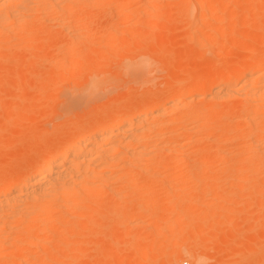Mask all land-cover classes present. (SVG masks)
I'll return each mask as SVG.
<instances>
[{"label":"rangeland","instance_id":"1","mask_svg":"<svg viewBox=\"0 0 264 264\" xmlns=\"http://www.w3.org/2000/svg\"><path fill=\"white\" fill-rule=\"evenodd\" d=\"M138 1L139 5L145 2V0H143V2L141 0ZM152 1L161 5L159 8L160 11L142 12L143 21L135 25L131 23L124 24L122 21L118 20L119 17H117V12L115 9H112V7H105V5L88 7L86 11L87 17L82 20L85 21L83 23H85L88 29H86L88 37L92 36L94 33H98L99 43L91 45V43L88 42V47H86L89 59L88 73H86V71L79 72L81 69L66 73V79L62 83V87L70 86L73 89L74 86L81 84L86 76H88V78L90 76L93 78L113 77L116 84H114L111 91L100 95L93 101H89L88 105L84 104L85 106L72 107L67 109L65 114L60 110V106L62 105L63 107L64 100L61 92H59L60 90L46 89L47 87L50 88V85L53 84L57 78L56 74H51L49 72L51 66L50 59L52 57L49 52L54 49L56 42H58V44L61 42V39L64 37L63 34H61L59 30L53 29L52 26L50 27L43 23L38 26L42 28V25H44V29H46L41 33L40 38H44L43 41H49L48 43L46 42L47 44L45 45L47 50L40 51L38 49L41 44L40 42H33L29 51L23 50V42H20L16 48L13 47L9 50L10 55L8 58L5 56L3 58V50L0 49V178H2V176H7V179L2 178L4 181L0 179V184H2V182H10L15 173L16 175L14 177L20 176L25 165H27L29 161H36L42 157L43 153H49L48 150L53 151L64 145L66 134H62V136L59 133V137H57L56 133L58 132L56 130L64 132L71 128L76 129L77 127L79 130H82L81 126L83 130L85 128L90 130L95 129L97 128L95 125L98 126L97 123L94 125L95 118L105 119L118 113H129L132 108L137 105V100H140L141 97H145L147 92H168V90L175 85V74H177V77L179 73L183 74V79L178 85L180 89H185V87H188L190 84L189 79L191 76L188 75L190 71L192 77H198L200 73L204 71L207 72L208 66L212 67V69L209 67V69H211L210 71L220 72V70H218L219 68L216 67V69H214L215 67L213 64L227 65L235 62L238 58L243 59L242 57L245 58L247 56L246 53L250 46L256 48L257 51H260V49L263 51L264 49V0H254V2L251 0L253 5H249L248 3L244 4L243 2L246 0H238V3H236L237 1L235 0L236 2L233 1L234 3H232V5H230L231 3L229 4L230 7L227 5L229 8L223 7V10L222 8H220V10L217 8V11L215 10L214 12L218 14H214V20L212 17V20L209 17L211 10H206L205 8L204 17L207 18L208 21L210 20L208 22L209 25L210 22L213 21L210 25L212 31L207 28L209 27L208 25L205 27L207 28L206 30H204V26L200 29L203 33L207 31L204 33L205 35H214V39L211 38L212 35L211 37L209 36L213 39L209 41L211 43L210 48L208 45L209 43H206L204 47H200L188 41H186V44L184 41L185 39H183L184 35L187 33L188 19H195V15H198L197 12H200L199 9H195L197 7L194 4L188 3L187 0ZM202 2H207V0H203ZM234 4L236 6H234ZM129 5L124 8L125 13H127L128 10L131 11L134 6L133 4ZM244 5L245 8H243ZM247 5L249 7H255L254 11L253 8L249 9ZM257 7L262 8L259 9V13H257ZM242 8L245 9L246 12H244ZM246 8H248V10ZM157 13L159 14L157 15ZM151 15H156L158 17L161 15V17L158 18L159 21L156 23V26L154 25L153 28H148L146 23L148 22L147 20L152 17ZM218 16H220L221 19L222 17L225 19L221 21L222 24L220 27ZM244 20L245 22H243ZM223 21H226L227 25L222 26L224 24ZM229 22H233V25H230ZM111 23H115V28H122V30L117 31L115 34L117 40L115 46H110L108 43L112 34V28L110 27ZM228 25L234 27L227 28ZM126 28L127 31H125ZM229 28L235 30L231 32ZM213 29L218 30L216 33L214 30L213 33ZM49 30H53V32ZM133 32L135 33L134 36L137 33V37L134 38L135 42L137 39H141L136 42L137 44L131 42V40L133 41V38L131 39ZM58 33L60 37L57 35ZM54 34L58 36L56 42H54V38L57 36H54ZM46 37L49 38L46 40ZM155 37L163 38L162 42L160 41L161 39L156 42L157 40H155ZM153 38H155L154 41H152ZM185 45L189 48L185 49ZM179 46L184 47V49L182 48L184 53L181 54L176 52L181 49ZM161 47H165L166 52L169 51L170 53L161 54L160 51H164ZM208 49L211 50L208 51ZM221 49L223 53H226L224 59H222L224 56ZM154 50H156V52H154ZM117 51L119 56L117 55ZM203 51L204 53L202 54L201 52ZM101 54H106V56H102ZM185 54L187 58H185ZM48 55H50V57L47 59L46 56ZM139 57H145L146 60L152 63V68L154 67V72L152 69V73L149 76L151 82H148L149 84L147 85L142 84V87L140 83L138 85L134 81L132 82L133 79H131L130 82L127 75H125V77H123L124 74L121 76L119 75L121 74L119 73L121 72V63H125L129 60L132 61V59L135 60V58L137 59ZM5 58L6 60H4ZM41 58H46L47 60H42ZM182 61L183 63H181ZM117 68L120 69V71ZM131 84H137L138 87L136 85L132 86ZM16 87L19 89H16ZM167 92H165V95ZM61 99L62 104L59 102ZM45 106H47V108ZM62 107L61 109L65 112ZM57 113H60L59 115H61V117L57 115L58 117L56 118ZM225 117L228 118L229 115ZM225 117L223 118L226 119ZM68 118L71 119L67 120ZM81 118L82 120H80ZM223 118L221 117L220 119L223 120ZM92 125H94V127ZM65 126L66 128H64ZM58 127H60V129ZM55 131L56 133H52ZM40 132L42 134H40ZM34 133L35 136L33 135ZM38 134L39 136L41 135L40 138H38ZM236 138L235 143H243V136L240 137V142V138H237V140ZM207 139L201 140L203 142L201 143L200 141V144L195 143L197 145V150L195 149L196 152L194 149H190L192 151L189 150V152H191L192 155L188 152L190 155H188L187 158L162 156L161 158L159 157L158 165H155L145 172L133 170L132 174L140 177V183H138L139 185L134 189L127 188L125 184L118 183L116 184L117 187L115 190L117 191L115 196L108 191L110 189L109 187V189L106 187L101 189L98 204L94 206V202L90 201L88 205L89 220H82L83 223L82 221L78 223L77 221L73 222L70 227H74L73 229L75 230L67 227L69 237L68 243L66 245L61 244L60 250L61 248L63 250L60 251L62 256L59 254V257H66V255H68L69 245L72 246V244L76 243L82 248L88 247V251L84 255L73 257V260H70L69 264H192L186 258L180 259L177 262L169 258L172 250L170 238L174 235L176 239L174 238L172 242L183 243L188 246L191 244V247H194L195 256L204 250V247L207 246L205 244H208L210 240L215 241L220 238L221 243L218 244V254L220 255H217L215 249L212 248V243L214 242L211 243L212 245L210 248H207L208 250L205 249L203 251L208 256L206 260L207 264H213L214 262L216 264V261L218 262L220 259H224L222 260L224 261L223 264H227V262L231 264H264V172L262 170L260 174H253L249 177L247 176L245 180H239L234 179L236 173L234 174L232 171L225 172L222 169H214L212 165L216 163L218 158L214 155L204 156L203 152H199V149L204 148L205 150H211L215 147L214 144L216 143L213 142L211 138ZM246 139L247 138H245L244 141ZM201 158L206 162V166L203 170H198L196 167ZM240 165L242 164H239V166ZM187 169L189 170L187 171ZM17 172H20L18 176ZM181 173H186L187 175L196 173L195 175L197 176L183 179L179 177ZM157 177H159V180ZM216 181H221V186L219 188H216ZM7 185L10 187L9 183H6V186ZM140 186L145 188L143 189ZM138 187L142 189L137 190ZM119 188H125L127 192H125L124 189H120L119 194ZM142 190L147 191V194ZM134 191L136 192L134 193ZM140 191L144 193L145 196H148L144 199L143 206H134L133 201ZM132 198H134L133 201ZM174 201L178 202L175 203ZM172 205L173 207L174 205L177 206L173 208ZM117 207L119 209H117ZM144 207L145 209L147 208L145 211H137V209H143ZM115 209L117 212H114ZM118 214H120V217ZM228 224L230 225L228 226ZM101 225H105L106 227H102ZM200 225H202V228ZM86 227L88 228V232L84 231ZM159 228H161V234L155 236L156 230ZM68 230H70V232ZM51 239H54L52 242L54 241L55 245L57 243V236H52L49 240ZM208 239L210 240L208 241ZM235 242L238 246L236 244L232 245ZM224 243L225 245H223ZM200 244L201 247L204 246L203 249H200ZM9 245L5 247H9ZM11 247H14V249L16 248L15 245L12 244L9 249H4L3 251H5V253L2 251V254H12L14 249H11ZM223 247H228L233 251H228ZM242 248L246 249L243 250ZM255 248L257 251H255ZM66 250L68 251L66 252ZM247 250L248 252H246ZM38 251L40 250L38 249ZM38 251H36V254H39ZM233 252L238 256H233ZM50 253L55 255L58 252L52 251ZM7 254L0 257L1 264H12L11 261L15 260L14 258L16 256L14 254ZM41 254L42 252L40 251L39 255ZM32 259L35 260H29L32 264H37L41 261L39 258V260L35 258ZM23 260H21V256H18L13 263L16 262L17 264L18 262V264H23L25 262Z\"/></svg>","mask_w":264,"mask_h":264},{"label":"bare ground","instance_id":"2","mask_svg":"<svg viewBox=\"0 0 264 264\" xmlns=\"http://www.w3.org/2000/svg\"><path fill=\"white\" fill-rule=\"evenodd\" d=\"M141 1L143 2V0ZM187 1L188 3L194 4L197 7L195 9H199L200 12H197L198 15H195V19H188L187 33L184 35L185 38L183 37V39H185V43L186 41L192 42L194 45L200 47H204L206 43H209L208 45L210 48L211 43L209 41L214 35L209 33L210 37L212 35L210 38L208 35L204 34L207 31H204V33L201 31L202 26H204V30L207 28L211 29L210 25L212 24L211 22H213L211 21L209 25L208 22L210 20L208 21V19L204 17L205 8L206 10H211L209 17H212L214 20V14H218L214 12L215 10L217 11V8H219V10L222 8L223 10V7H228L227 5L230 3V5H232L235 0H207V2H202L203 0ZM236 1L235 2L238 3L240 0ZM248 1L246 0L243 3L253 5L254 0L253 2L251 0ZM138 2V0H0V49L3 50V58L4 56L8 58L10 55L9 50L13 47L16 48L20 42H23V50L28 51L31 49V44L33 42H40L41 44L38 49L44 51L46 49L45 45L49 42L47 40L49 37L45 38L47 41H43L44 38L41 39L40 35L46 30L44 29L45 24L50 27L52 26L53 29L59 30L64 37L63 39L59 38L61 42L58 44L56 38H58L59 33L57 34L58 36L54 34V36L57 37L54 38L55 41H52L56 42V46L49 52L52 56L50 59L51 66L49 72L51 74H56L57 78L55 79L56 81L50 85V88H45L50 90L55 89L57 91L60 90L59 92H61L64 100L63 107L62 105L60 106V104H62V99L59 101V106L61 112L64 114L67 109L72 107L85 106L84 104L88 105L89 101H93L100 95L111 91L116 82H114L115 80H113V77L93 78L90 76L88 78V76H86L84 81H81L82 83L78 85L79 87L74 86L73 89L70 86L62 87V83L66 79V73L78 69H81L79 72L86 71V73H88L89 59L86 47H88V42H90L91 45L99 43L98 33H94L92 36L88 37V29L85 23H83L85 21L82 19L87 17L86 11L89 6L92 7L97 5L112 7V9H115L117 12V17H119L118 20L122 21L124 24L131 23L134 25L143 21L142 12L160 11L159 8L161 5L152 0H145L141 5H139ZM129 4H133L134 6L133 8L131 7V11L128 10V12L125 13L124 8ZM234 6L236 5L234 4ZM247 7L249 6L247 5ZM243 8H245V5ZM243 8L242 10L246 12ZM250 8H253L254 11L255 7H249V9ZM246 9L248 10V8ZM259 9L262 8H258L257 13H259ZM158 14L159 13H157V15ZM151 16L152 17L147 20L149 23H146L148 28H153L154 25L156 26V23L159 21L158 18L161 17V15L160 17L156 15ZM218 17L220 18V16ZM219 18L220 27L222 24L221 21L225 19L222 17L220 20ZM232 20L234 19L232 18ZM243 22H245V20ZM43 23L44 25H42V28L38 26ZM231 23L230 25H233V22ZM114 24L115 23L110 24L112 28L111 39L108 41L110 46H115L117 44L115 34L117 31L122 30V28H115ZM207 25L209 27H207ZM224 25H227L226 21L222 26ZM228 27L230 26L228 25L227 28ZM214 30L215 29H213V33ZM217 30H215V33ZM230 30L232 32L235 29ZM51 31L53 32V30ZM125 31H127V28ZM134 34L133 32L131 39L133 38L135 42L134 38L137 37V33L135 36ZM155 38H153L152 41H154ZM139 39H137L136 42H138ZM162 39L163 38L157 37L155 40H157L156 42H158V40L162 42ZM213 39H211V41ZM133 41L131 40L133 44H137ZM185 46V49L189 48L187 45ZM180 48L181 49L176 52L181 54L184 53V50H182L184 47ZM162 49L164 51L162 52L161 50V54L170 53L169 51L166 52L165 47ZM210 50L211 49H208V51ZM260 51L262 50L260 49ZM260 51L250 46L246 53L247 56L245 58L242 57L243 59L238 58L235 62L227 65L225 63V65L213 64L215 67L214 69L217 67L220 72H212L210 71L212 67L208 66L207 72L198 73L199 76H193V78L190 71L188 74L191 76L190 79L188 78L190 84L188 87H185V89H180L178 85L183 79V74L179 73L181 76L178 75V77L177 74H175L177 77H174L175 85H173L168 92L157 91L152 93L145 90L148 95L146 94L145 97H141L140 100H137V105L132 108L129 113H118L105 119L95 118V123H93L94 125L96 123L98 124V126L95 125V127H97L95 129L90 130L85 128L86 130H83L81 126L82 130H79L76 126V129L71 128L66 131L63 130L64 132L56 130L58 133H56V131L52 132L56 133L57 137H59V133L61 135L66 134L64 145L53 151L48 150L49 153H43L42 157L36 161H29L28 164L25 165V168L23 167L24 170L21 172L22 174H20V176H18L20 172H17L18 177H14L16 175L15 173L10 182H2V184H0V257L7 254H2L4 249H9V247L14 244L16 248L14 249V247H11V249H14V251H12L13 253L11 252L12 254L8 253L7 255L14 254L17 258L21 256V260L24 259L23 261H25L23 264H32V262L29 261H35L32 258H39L41 260L39 262L40 264H69V261L73 260V257L84 255L88 251V247L82 248L76 243L72 244V246L68 244L70 246L68 247L69 251L66 250V252L68 251V255L60 258V251L63 250L62 248L60 250L61 244L66 245L68 243L69 237L67 227H70V225L72 226V223L76 221L78 223L82 220H89L88 205L90 201L94 202V206L98 204L101 189L109 187L110 189L108 188V191L113 193V196L116 195L115 193L117 190L115 189L118 183L125 184V187L127 186V188L134 189L139 185L140 177L133 175V170L145 172L155 165H158L159 157L161 158L162 156L187 158L188 155H190L189 153H191L189 152L190 149H194V151L195 149L197 150V145L195 143L200 144L201 140L207 138H211L212 141L216 143L214 144L215 147L211 150H205L204 148L199 149V152H203L204 156L214 155L218 158L216 163L212 165L214 169H222L225 172L232 171L234 174L236 173L234 179L239 180H245L247 176L249 177L253 174H260L262 170L264 172V49L262 52ZM154 52H156V50H154ZM201 53L203 54L204 51ZM50 55L46 56L47 59ZM101 55L106 56V54ZM117 55L119 56L118 51ZM184 56L187 58L186 54ZM223 56L222 59L226 57V53H223ZM6 58L4 60H6ZM41 59L43 60L46 58ZM181 63H183V61ZM120 65L121 72H119L120 69L117 68L119 70L118 72L121 73L119 75L121 76L124 74L123 77L127 75L130 82L131 79H133L132 82L134 81L138 85L140 83V86L142 84L147 85L149 84L148 82H151L149 76L154 67L152 68V63L146 60L145 57L135 58V60L132 59V61L129 60ZM209 67H211V69H209ZM137 84L135 85L137 86ZM16 89L19 88L16 87ZM165 92H167L166 95ZM45 107L47 108V106ZM61 107L65 112H63ZM59 114H56V118L58 116L61 117ZM228 115V118L225 117ZM221 117H225L226 119L223 118V120H221ZM70 119L71 118H68L67 120ZM80 120H82V118ZM94 125L92 126L94 127ZM58 128L60 129V127ZM64 128H66V126ZM40 134L42 133L40 132ZM33 135L35 136V133ZM40 136L38 138H40ZM241 136L244 137L242 139L243 143H235V138H240ZM245 138L247 139L244 141ZM240 141L241 138L239 142ZM202 142L203 141H201V143ZM239 164L242 165L239 166ZM205 166L206 162L201 158L196 169L203 170ZM189 169H187V171ZM195 174H190V176L186 173H181L179 177L183 179L186 177L192 178L193 176H197ZM6 177L7 176H2L4 179ZM2 178L0 179L4 181ZM157 178L159 180V177ZM6 183H9L10 187L9 185L6 186ZM220 186L221 181L217 182L216 188ZM140 187H138L137 190L143 188ZM120 189L121 188L118 189V193ZM122 189L125 190V188ZM126 190L125 192H127ZM135 192L136 191H134V193ZM145 192L147 194V191H144V193ZM144 193L140 191L135 199L132 198V201L134 199V206L137 205L141 207L144 205V199L148 196H145ZM175 206L177 205H174V207ZM117 209L119 208L117 207ZM146 209L144 207L143 209H137V211H145ZM114 212H117L116 209ZM118 215L120 217V214ZM229 225L230 224H228V226ZM200 227L202 228V225H200ZM87 230L88 228L86 227L84 231ZM160 230L161 228L156 230L155 236L161 234ZM68 231L70 232V230ZM52 236H57V243L55 245L54 241L52 242L55 237L49 240ZM174 238V235L170 238L172 250L171 253L169 252V258L174 262L186 258L192 264H207L206 260L208 256L203 251L210 248L212 244V248L215 249L217 255H220L218 254V244L221 243L220 238L215 241L208 239V241L210 240L211 242L209 241L208 244H205L207 245L205 247H201L200 244V249L204 247V250L201 251V253L199 252L200 254H196V256L193 249L194 247L192 248L191 244L188 246L183 243H173L172 241ZM235 244L237 245L236 242L232 245ZM7 245H9V247H5ZM223 245H225V243ZM227 248L224 249L229 251L230 249ZM38 249L42 252L41 255H39L40 251H38ZM242 249L245 250L246 248ZM36 251H38L39 254H36ZM52 251H57L58 253L53 255L50 253ZM255 251H257L256 248ZM246 252H248V250ZM3 253H5V251H3ZM235 255L236 257L238 256L234 253L233 256ZM16 257L13 258L16 260ZM222 260L224 259H220L218 262L216 261V264H223L224 261ZM13 261H11L12 264H16V262L13 263ZM229 263L230 262H227V264ZM213 264H215V262Z\"/></svg>","mask_w":264,"mask_h":264}]
</instances>
